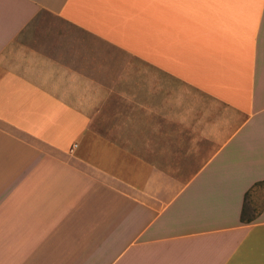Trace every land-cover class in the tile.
<instances>
[{
	"label": "crops",
	"instance_id": "crops-1",
	"mask_svg": "<svg viewBox=\"0 0 264 264\" xmlns=\"http://www.w3.org/2000/svg\"><path fill=\"white\" fill-rule=\"evenodd\" d=\"M263 197L264 0H0V264H264Z\"/></svg>",
	"mask_w": 264,
	"mask_h": 264
},
{
	"label": "rangeland",
	"instance_id": "rangeland-1",
	"mask_svg": "<svg viewBox=\"0 0 264 264\" xmlns=\"http://www.w3.org/2000/svg\"><path fill=\"white\" fill-rule=\"evenodd\" d=\"M264 198V197H263Z\"/></svg>",
	"mask_w": 264,
	"mask_h": 264
},
{
	"label": "trees",
	"instance_id": "trees-1",
	"mask_svg": "<svg viewBox=\"0 0 264 264\" xmlns=\"http://www.w3.org/2000/svg\"><path fill=\"white\" fill-rule=\"evenodd\" d=\"M244 218V217H243Z\"/></svg>",
	"mask_w": 264,
	"mask_h": 264
}]
</instances>
